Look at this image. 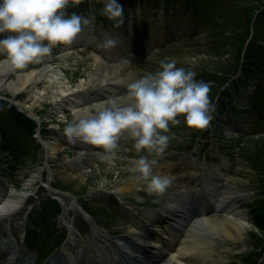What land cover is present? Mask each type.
<instances>
[{"label": "rangeland", "instance_id": "374dc122", "mask_svg": "<svg viewBox=\"0 0 264 264\" xmlns=\"http://www.w3.org/2000/svg\"><path fill=\"white\" fill-rule=\"evenodd\" d=\"M117 2L123 8L124 22L136 24L140 20L148 23L157 21L169 31L170 38L156 45L140 59L115 56L108 63L99 62L90 50L59 46L53 49L51 59H46L41 64L29 65L24 73L39 70L34 74L36 78L41 75V69L47 64L54 69H61L64 73L59 76L73 87L70 88L69 98H76L77 94L73 93L84 89L83 83L96 76L97 67H106V73L109 75L113 74V67L123 69L122 74L119 73L120 75L105 81L109 88L116 90L119 89L118 85L115 88L116 83L126 88L145 74H154L160 70L162 60H175L177 67L194 72L196 80L209 83V96L212 100V95L217 92L216 87L224 79L223 76L234 70V63L237 62L242 45L251 30L256 44L264 46V0ZM102 7V4L90 5L89 0H84V3L76 7L70 6L67 12L69 15L75 12L87 17L98 11V15L102 17ZM98 25L102 33L112 28L111 21L107 18H101ZM6 35L7 33L0 35V39ZM3 59L5 57L0 56V61ZM245 62V76L242 81L239 84L232 82L231 85L224 86L223 90L228 89L224 93L226 97L223 103L218 98L213 102L216 111L207 130L188 128L184 124L183 116L178 117L181 120L178 126L171 127L168 135L172 139L166 152L153 166V174H166L173 182L166 192L159 196L149 195L146 184L136 179L138 173L134 169L139 155L133 148V140L122 139L114 160L111 158V162H108L101 159V150L96 152L92 146H87L82 151V148L72 147L74 144L70 145L60 139V132L63 133L66 123L79 118L68 97H60L56 102L47 93L30 90L31 84L16 94L1 89L0 123L5 134L2 136L0 130V201L12 191L26 195L35 193L44 180L45 184L51 181L57 189L75 195L78 199L85 198L83 200L88 212L101 229L113 233H128L135 225L114 214L113 209L125 207L121 203L113 202L109 198L110 195L114 194L137 205L164 206L171 201L174 190L181 189L188 183L198 184L203 181L202 177L208 176L209 173L218 176L223 174L225 179L231 180L229 185L243 195V202L246 203L243 208L247 214L240 215L238 219L242 218L245 232L237 242L222 237L213 241L207 260L209 264H264V135L259 140L252 139L256 134H264V47L260 52L247 54ZM10 76L15 78L17 75L11 72ZM237 76H233L230 82ZM48 77L44 75L45 79ZM117 77L121 78L118 82ZM250 91L257 93L258 108L254 114L252 108L248 107L251 103ZM127 93L108 92L107 96L99 101L105 102L104 106L93 109L92 115L107 106L109 101L127 99ZM35 96H38L40 101L34 105ZM225 101H230L234 113ZM126 102L123 100L117 104L124 105ZM94 103L97 104V101ZM18 109L37 119L38 123L47 124L48 132L41 133L40 127L33 134L32 129L27 131V126H21L19 123L22 118L15 114ZM40 143L42 146L38 145ZM57 147L58 150H53ZM81 151L86 152L85 157ZM140 155L148 156L146 152ZM153 158L148 156L149 160ZM8 168L11 172H8ZM75 169L77 172H74ZM4 170L8 172L6 175ZM77 173L80 175L75 177ZM10 175H13L12 179L9 178ZM124 186L128 188L122 189ZM5 190L6 195L3 194ZM225 214L228 213H218L222 216ZM59 216L56 228L53 226L43 231L50 248L51 244H56L62 234L68 231V224L61 219V214ZM66 219L71 220L70 224L74 223L82 231V237H86L88 231L83 225L87 218L81 211H70ZM28 222L29 219L27 224L30 226ZM190 228L188 225L184 230L189 231ZM19 235H22L21 231ZM35 250L34 253L38 255L41 248L39 250L37 247ZM169 259L173 260L174 264L187 263L180 255L176 258V255L170 254L163 257L162 261ZM194 262L195 260L191 259V264Z\"/></svg>", "mask_w": 264, "mask_h": 264}, {"label": "clouds", "instance_id": "9594fccd", "mask_svg": "<svg viewBox=\"0 0 264 264\" xmlns=\"http://www.w3.org/2000/svg\"><path fill=\"white\" fill-rule=\"evenodd\" d=\"M102 4L100 14L113 22L115 28L124 23L123 8L117 0H89ZM84 0H0V63L6 64L18 77L29 65L51 59L59 46H71L85 28L93 25L95 16H83L67 9ZM117 40L107 39L98 47L110 49ZM196 74L177 67L175 60H162L160 70L147 73L128 85L127 102L108 105L95 115L74 118L66 123L63 135L69 144L77 142L96 146L101 159L116 155L122 139L134 141L133 148L139 159L134 171L136 179L146 184L149 195H162L172 184L166 175H154L153 166L166 152L172 139L171 127L181 123L199 131L207 130L213 120L216 105L211 101L210 85L195 79ZM264 134H256L259 140ZM146 152L154 157L140 155Z\"/></svg>", "mask_w": 264, "mask_h": 264}, {"label": "bare ground", "instance_id": "6f19581e", "mask_svg": "<svg viewBox=\"0 0 264 264\" xmlns=\"http://www.w3.org/2000/svg\"><path fill=\"white\" fill-rule=\"evenodd\" d=\"M137 26H139L140 29L143 31L141 35L139 34L140 30ZM116 31H117V33H115L116 38H120V40L124 41L123 44L117 45L118 49L116 51L114 49V51L118 54L129 51V48L134 51L138 49L142 50V46L141 47L138 46L136 44V41L141 39L143 42L145 40L150 42L152 40L153 35L160 34L158 33V31L157 32L155 31V33H153V31H150V28H146L141 25H136V27L135 25H132L131 32L127 33L126 35H122L124 31V27L122 25L119 28H117ZM86 38L88 41H90L93 38V34L87 35ZM111 50H113V48H110V50H107V52H110ZM95 57H97L96 59H98L99 62H102L98 55H95ZM41 70H42L41 75L36 78L34 77V74L38 73L39 70H34L31 73H26L21 77L16 76L15 78H12L10 76V73L12 71L9 69V67L4 63H0V90L5 89L16 94L18 92H21L22 90L27 89L28 85L31 84L30 90H34L42 94L47 93L56 102H58L60 97L66 96L69 98L71 96L69 92H70V88L73 87L69 85L67 81L63 80L59 76V74L60 73L63 74L64 71H62L61 69L59 70L54 69L49 64L45 65L44 68H42ZM112 70H113L112 71L113 74L109 75L106 73L108 71L106 67H97L96 76H93V78H91L89 82L83 83L84 85H82V87H84V89L82 91L73 93V94H78L76 98H79L74 100L80 101L83 98H90V100L93 102L97 101V104L95 103L88 104L90 100L86 104H82V103H84L87 100H85L82 103L77 102V104L73 106V109L77 113V117L79 118L90 117L93 114L94 111L93 109L104 106L105 102L99 103V101L103 99L102 97L99 98L101 96L100 94L102 93V91L100 90L104 91L105 89L106 90L109 89V91H112L114 93H118L120 91L121 94L128 92L126 90L127 88H125L124 86H120V83H116L114 85L115 88L116 85H118L117 88L119 89H116V91L108 87L105 81H107L108 79L119 73L120 74L123 73V69L117 66L113 67ZM44 75H48L49 77L45 79ZM118 79L121 78L117 77L116 82H118ZM33 100L35 105L37 102L40 101V98L38 96H35ZM123 100L127 101V99H121V100L117 99L115 102L116 103L123 102ZM90 104H95V105L92 106ZM58 149L59 148L57 147L54 148L53 150H58ZM112 159L114 160L113 157ZM112 159H105V160L111 162ZM69 172H73V171H69ZM74 172H77V170L75 169ZM81 174H83V171H81ZM79 175L80 173L79 174L77 173L75 177ZM157 175H162V174L157 173ZM126 188L128 187L127 186L122 187V189L124 190ZM225 189H226L225 191H228L229 194L221 197L219 204L222 205L224 208H226L225 211L228 212L229 214H225L222 216V215H218V212L210 210V212H208V214L204 216L205 218H200V219L195 218V220L192 223H191V219L189 218V220H187V223H191L192 228L182 239L179 246L177 247V250H175L176 252H173L172 255H176V258H178V255H180L182 258L186 257L185 261H187L188 264H191V261L188 262L187 259V258H191L190 257L191 255L193 258H196V262H194L195 264H197L198 262H199L198 264H209V262H207L206 260L207 257L210 255L209 247L211 246L213 241H216L218 238L222 237L237 242L243 237V234L245 232V225L242 218H240L241 220L238 219L240 214L235 213V211L237 210V203L241 201L242 195L237 194L236 191H233L227 187ZM198 192H199L198 197H200L201 200H207V198L212 199L213 195H211L212 194L211 189L210 191L201 190L195 193ZM21 194L22 193H16L12 191L8 194L7 198L3 200L2 203H0V221L14 216L17 224L21 225V221H24L25 211L27 210V206L24 204L26 197ZM62 196H68V195L64 194ZM189 196L190 195L186 196L185 200L177 199V201L170 202L168 205L165 206L166 208L164 207L165 209L163 210L164 212L162 213L168 212L169 215L175 217V219H171L169 223H165V224L156 223V225H154L155 231L162 232L164 236L157 235V237L155 239L154 238L151 239V241H145L143 237L139 235L136 236V238H139L140 241L145 242L147 247L149 246L151 248H154L152 252L157 255L156 258L157 260L153 261L152 264H174V261L171 259H169L166 262L162 261L163 259L162 256L157 254L156 252L157 251L159 252L160 249L164 245H166L164 243L169 242L171 244V248L175 247L174 245L175 228L173 225L176 224V220L181 218L182 214L185 212L187 201L188 204H190ZM231 198H233V200ZM63 199L66 200L65 212L63 214V218H66L69 210L76 209L77 206H76V202L72 200L71 197L69 198L63 197ZM230 200H232V202L228 204V201ZM231 207L232 209H230ZM159 213H161L159 208H152L150 209V211L147 212V215L150 217V219H155V217H157ZM134 220L140 227L145 226V220L142 218V216L139 217L136 216ZM132 230L134 231L135 228L131 227V231ZM136 231H138L137 232L138 234L141 230H136ZM180 235L181 234L178 233L176 239ZM72 238L73 237L71 236V239ZM96 245L97 244H93L95 250L93 246H91V248L88 250L87 254L85 255L86 258H95L96 256H98L97 252L100 251V248H98V246ZM9 249L6 251L4 249H1L0 247V253H4V255H9L11 252H13L12 250H14L13 253L14 256L12 254L8 262L9 264H13L14 261L17 259L15 256L18 250L16 249V247L12 245H10ZM115 254L117 255L118 251L115 250ZM119 263L122 264L121 262H118V264ZM187 263L181 262L179 264H187ZM211 264H224V263H211Z\"/></svg>", "mask_w": 264, "mask_h": 264}]
</instances>
